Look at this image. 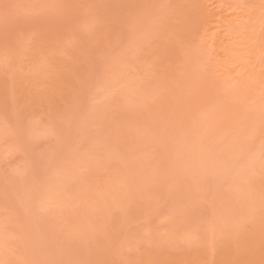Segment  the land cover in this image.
<instances>
[{
  "label": "rangeland",
  "instance_id": "rangeland-1",
  "mask_svg": "<svg viewBox=\"0 0 264 264\" xmlns=\"http://www.w3.org/2000/svg\"><path fill=\"white\" fill-rule=\"evenodd\" d=\"M220 1L0 0V264H264V0Z\"/></svg>",
  "mask_w": 264,
  "mask_h": 264
},
{
  "label": "bare ground",
  "instance_id": "bare-ground-1",
  "mask_svg": "<svg viewBox=\"0 0 264 264\" xmlns=\"http://www.w3.org/2000/svg\"><path fill=\"white\" fill-rule=\"evenodd\" d=\"M212 1L214 2L215 0H212ZM212 1H211V0H207V2H212ZM213 2H212V4H209V5L213 6V5H214ZM221 2H222V1H220V0H216L215 3H217V5H215L214 9H212V10H217V12L211 14L212 17H213V16L216 17L215 15L220 16V14H221V16L224 15L223 13H225V10H226V9L224 8L225 10H224V9L222 10V8H223L224 5L221 4ZM205 3H206V2H205ZM221 5H222V6H221ZM209 7H210V6H209ZM209 7L207 6L206 9L208 10ZM215 8H216V9H215ZM209 11L211 12V10H209ZM222 11H223V12H222ZM209 14H210V13H209ZM233 15L235 16L236 14H233ZM233 15H230L229 13H228V14L226 13V14L224 15V17H225V18H226L227 16H228V17H231V16L233 17ZM210 17H211V16H210ZM235 17H236L235 19H234V18H233V19L231 18V20L229 19L227 22L230 23L231 21H235V20H237V16H235ZM220 19L222 20L223 17H221ZM220 19L217 20V23H219V25H220V23L222 22ZM226 20H227V19H226ZM215 23H216V22H215ZM231 23H232V22H231ZM209 25H210V24H209ZM216 26H217V25H216ZM213 27H214V26H213ZM218 27H219V26H218ZM221 27H222V26H221ZM210 28H211V27H210ZM210 28H209V29H210ZM222 28H223V27H222ZM207 31H208V30H207ZM219 32H220V31H219ZM219 34H220V33H219ZM215 35H216V34H215ZM215 35L213 34V37H212V34H211V37H212V38L209 37V38L211 39L212 42H213V41H214V42L216 41V37H215ZM224 36H225V35H224ZM220 38H221V37H220ZM228 38H229V35H228ZM230 39H231V38H230ZM219 40H220V39H219ZM221 40H223V39L221 38ZM221 43H223V42H221ZM224 43H225V41H224Z\"/></svg>",
  "mask_w": 264,
  "mask_h": 264
}]
</instances>
